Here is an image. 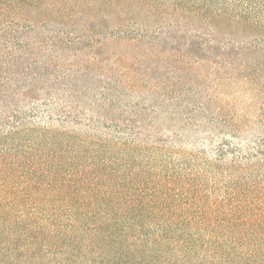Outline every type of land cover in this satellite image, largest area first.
<instances>
[{
    "label": "trees",
    "instance_id": "16d2710c",
    "mask_svg": "<svg viewBox=\"0 0 264 264\" xmlns=\"http://www.w3.org/2000/svg\"><path fill=\"white\" fill-rule=\"evenodd\" d=\"M247 1L0 0L6 22L0 25V264H25L28 258H12L7 246L40 236L49 249L81 248L77 259L87 264H264V192L205 210L191 189L189 236L183 234L189 261L161 262L159 177L139 160L146 149H182L178 133L147 120L160 117L168 100L189 93L182 112L189 111V129H198L225 78L249 86L248 92L253 85L264 91V17H256L260 4ZM41 12L50 18L37 21ZM87 46L93 52L85 60L81 50ZM69 48L71 66L83 71L51 64L55 51ZM182 50L189 55L188 88L161 101L128 98L130 86L108 64L134 61L136 68L127 63L120 77L142 82V74L154 78L158 55ZM146 59L150 66L138 68ZM95 65L101 67L96 82L79 78L77 72L87 77ZM206 67L211 71L204 74ZM154 79L152 91L159 83ZM88 86L95 100L83 112L70 99ZM254 105L264 111V100ZM226 121L241 122V116ZM239 133L216 142L221 168L264 163V137L247 143ZM189 151L207 153L197 146ZM98 250L105 255L91 256Z\"/></svg>",
    "mask_w": 264,
    "mask_h": 264
},
{
    "label": "rangeland",
    "instance_id": "374dc122",
    "mask_svg": "<svg viewBox=\"0 0 264 264\" xmlns=\"http://www.w3.org/2000/svg\"><path fill=\"white\" fill-rule=\"evenodd\" d=\"M159 1L164 2L165 0ZM219 1L221 3L229 2L232 4L235 1L243 3L247 0ZM254 1L262 7L260 14L256 15V17H264V0ZM49 18L48 13L41 12L37 15L36 20L44 22ZM56 19L58 21L62 20L61 17H57ZM3 23L6 22H1L0 20V25ZM109 25H111L110 22ZM42 33L45 34L46 32ZM73 51L74 48H69L66 51L58 53L59 55L55 51L51 64L55 66L61 64V69L65 70L74 68L83 71L78 66H71V54ZM81 51V58L85 60L88 56L87 54L93 52L89 46ZM2 52H4V47L1 48L0 46V53ZM29 54L30 52L26 53V55ZM184 54L185 52L182 50L181 54L174 57L167 53L157 56V62H154L152 66L158 64L157 70L154 71L155 76L153 77L159 80V83L156 90L153 91L151 90V84L155 82V79L150 75L147 77V73L142 74V82L131 79L130 76L120 77V75L124 74V69L129 68L127 63L129 65L132 63V67L136 68L134 61L116 59V61L113 60L115 63L109 61L108 64L109 67L116 65L113 67V70L116 72L117 78L126 80L130 86L126 90L128 98L137 99L139 96L144 95L145 99L150 102L155 100L153 96H156L157 100L161 101L162 97L166 95L172 96L175 91L182 92V90L184 91L185 88H188L184 84L188 85L189 83V55ZM147 60L142 61L141 65L137 67H145L147 69L151 64ZM90 62L92 64L93 61L91 60ZM95 66V69L87 70L89 72L87 77H83L85 73L81 72H77V75L82 80L86 79L90 84H93L97 79L96 73L101 72V67L99 65ZM210 71L209 67L202 69L204 74ZM197 74L199 75L196 71L195 75ZM200 77L204 78L201 74ZM238 81L237 79L230 80L229 78H225V80L220 82L221 89L216 92L213 99L216 102L209 110L205 111L204 116H207L205 117L206 122L198 129H189V125L186 124L188 121L186 118H189V111L182 112L185 109L184 106L187 103L189 104V93L186 92H183L179 100H168L162 105L163 114L160 117L155 118L154 116H150L147 118L148 121L155 120L159 129L163 127L167 132L178 133L180 137L176 138L177 144L182 148L172 153L152 152L146 149V151L141 152L139 159L144 160L145 166L155 168L156 174L159 177L161 187L160 212L162 215L159 216L158 221L160 230L158 246L161 249L159 250L161 262L171 259H188L187 261H189V241L183 242L186 240L183 234L187 232L189 236V202L192 200L189 197V189L193 190L191 196L202 198L204 202L202 208L205 210L209 206L216 210L223 202L230 204V198L233 196L241 199L248 197L250 199L251 197H256L262 191L264 192V163H254L250 166L224 169L216 161L217 153L215 151L221 145L219 144L220 142H216L223 136H230L234 130L240 131L241 142L251 143L253 140L264 137V111L257 109L254 105L256 101L264 100L263 88L253 85L251 87L255 91L248 92L246 89L249 86H242ZM210 84V82H207L205 87H210ZM213 89L211 88L206 92H211ZM95 94L94 88H89L88 86V88L80 89L78 93L74 94L75 97L70 100H77L76 104L83 112L89 111L91 110L92 102L95 100ZM204 95L206 94L204 93ZM228 101L233 103L235 107L225 104ZM236 116H241V122L237 121L227 124V117L234 118ZM182 124L185 125V128L180 129ZM189 146H197L199 150L200 148H204L207 153L199 155L194 151H189ZM237 181L238 184H236ZM167 211L171 213L168 217L162 213H167ZM182 214H186L188 219L186 220L182 217ZM45 240L44 237L40 236L39 241H20L7 246V248L12 250V258L24 259L27 257L28 260L25 264H87L79 262L77 259L80 254H84L81 248L58 245L49 249ZM101 252L105 255L103 251L98 250L91 256H95ZM122 262L120 259L115 260V263L122 264ZM123 264L127 263L123 262Z\"/></svg>",
    "mask_w": 264,
    "mask_h": 264
}]
</instances>
